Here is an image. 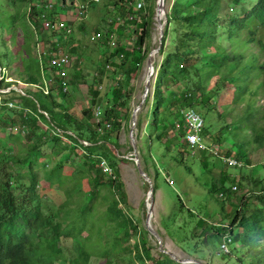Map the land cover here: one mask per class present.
I'll list each match as a JSON object with an SVG mask.
<instances>
[{"label":"trees","instance_id":"16d2710c","mask_svg":"<svg viewBox=\"0 0 264 264\" xmlns=\"http://www.w3.org/2000/svg\"><path fill=\"white\" fill-rule=\"evenodd\" d=\"M47 1L6 0L13 6V13L0 11L5 16L1 34L13 43V55L19 64L14 83L21 81L31 89L36 87L0 92V264H88L92 256L88 249L95 246L89 241L96 236L87 216L93 217L97 212L108 216L106 238L111 232L114 257L125 253L130 263L153 259L154 264H161L151 254L145 235L148 231H139L138 222L125 209L127 193L119 179L118 162L127 158L115 152L121 147L120 133L130 123L134 90L131 78L141 69L149 52L150 14L127 20L126 14L145 6L137 8L134 0L111 1L117 14L110 19L106 44L114 34L113 25L121 30V36H127L124 29L136 24L132 29L134 36L131 45L118 38L112 40L111 47L98 46L101 60L97 73L107 80V92H101L102 85L99 88L97 83L88 82L87 104L77 111L72 102L81 72L76 73V81H70L74 89L62 91L64 73L50 64V58L55 53L68 56L61 50L67 43L51 36L62 27L56 21L60 14L58 4ZM66 2L74 3L61 0L59 6ZM121 18L123 28L118 21ZM166 19L158 52L161 59L158 65L154 64L149 140L163 144L166 152H173L171 158L182 163L188 147L183 137V111L193 108L204 119L213 109L225 118L229 115L218 110V104L229 106L231 114V105L247 95V102L228 122L222 120L225 123L214 133L205 119L202 130L220 155L233 156L247 164L246 140L264 147V122L260 121L264 105L251 104L262 85L264 64L252 49L257 46L264 50V0H173ZM17 32L22 35L21 43ZM69 52L79 57L76 49L70 48ZM77 62L73 66L79 67ZM10 85L2 74L0 89ZM44 86L48 87L47 93ZM6 101L16 105L10 108L4 104ZM148 101L149 93L144 103ZM96 106L101 110L98 120L94 116ZM140 117L138 114L136 139L142 133ZM243 120L246 127H242ZM210 156L215 155L207 150L197 154L204 167ZM101 161L107 162L113 174L102 171ZM143 168L147 172L145 163ZM228 179V174H222L209 186L211 192L218 194L217 199L223 201L236 186H242L238 180L232 190V186L225 185ZM259 183V191L239 196L233 216L221 223L227 227L219 225L214 229L219 235L223 230L230 232L228 253L235 254L237 264H264V179ZM102 186L110 187L116 198L98 207L96 199L102 197ZM61 187L65 190L61 197L65 199L54 206L47 204V192ZM153 188H157L154 181ZM133 233L139 234L138 243L130 246L127 243ZM104 260L105 264L110 262Z\"/></svg>","mask_w":264,"mask_h":264},{"label":"rangeland","instance_id":"374dc122","mask_svg":"<svg viewBox=\"0 0 264 264\" xmlns=\"http://www.w3.org/2000/svg\"><path fill=\"white\" fill-rule=\"evenodd\" d=\"M79 1L86 4L85 16L83 17L78 16L79 2H74L72 5L66 2L65 5L61 7L59 6L61 0L47 1V3L58 4L57 9L60 14L57 15L56 21H63L64 23V25L61 26L62 29L58 30L51 36L54 40H62L67 43L65 45L66 47H62L61 50L62 53L68 54V58L70 57L68 60L69 63L63 68L66 80L65 84L67 85L68 90L71 91L74 89V87L70 84V81L74 78L76 81V78L79 76L76 73H78V70L81 72V81L75 88V99L73 98L72 102L74 104V109L77 111H80L81 108L85 107L87 104L86 101L89 97L88 82L92 81L97 83L96 86L102 85L101 92H107L105 89L107 80L103 76L100 77L97 73L99 69L97 66L100 64L101 60L98 46H100V48L102 45H108L111 47L113 44H111L110 41H115L118 38L126 44L131 45L132 37L134 36L132 34V29L136 26V24H131L132 27H126L124 29L127 32V36H121V30H116L114 25L113 27L111 26L114 28V34L112 38H110L109 43L106 44L107 37L105 33L110 27V19L114 18L117 14L111 5L112 0ZM146 1L143 5L145 6L144 9H134V13L130 14L134 16V19L141 15L144 17L145 13L147 15L150 14L151 28L150 36L147 39L150 50L157 45L158 28L156 27L154 21L156 0ZM172 1L173 0H165V13L169 10ZM0 8V11H4L7 14L13 13L14 10L13 6L7 4L6 0H0ZM130 14H126L125 19L129 20L127 16ZM239 14H242L241 9L239 10ZM4 17V15L0 14V66L2 67V74L7 77L6 81H10L11 85L10 87H2L1 89L6 90L8 88H15L17 91L21 89H31L21 81L14 83V80L17 78V74L19 72V64L17 61L18 59H16L13 55V51L15 50L13 43L8 37H3L1 34V30L4 28L5 23L3 21L5 19ZM118 21L120 23V27L123 28V19L121 18ZM98 32L100 35H98ZM16 36L18 42L21 43V33L17 32ZM70 48L76 49V52L79 55L78 58L76 54L74 56V54L69 52ZM252 52L256 53L258 55L259 62L264 64V50H260L257 46H254ZM160 59L161 56L158 54L153 55L151 58L155 65L159 64ZM76 60H78L77 64L79 67L73 66ZM114 64L111 65L113 66ZM145 74L146 65L144 61L141 69L133 78H131V84L134 87L131 101L132 108L140 99V94L144 86ZM262 75L263 76L260 78L262 85L259 86L260 94L257 96L258 99L255 98L251 101V104L255 107L264 105V69ZM93 76L97 77L96 80ZM155 77L156 68L152 79V86L149 90V101L144 103L137 113V115L139 114L142 119L143 114L148 112L149 116L146 117V129L144 128L143 120H141L142 133L139 139L135 138L136 145L138 144L137 152L140 158L141 166L143 168L145 163L148 176L151 178L152 182L154 181L157 187L155 191L153 188L154 204L151 218L152 226L160 235L162 248L172 251L178 257H182L181 254L186 253L188 255L187 257H193L209 264H237L235 254L226 253L220 249L222 234L219 235L216 231H214V229L219 228L218 226L223 221H227L233 216V212L235 210L234 208L237 207L239 196L241 194H245L247 197L259 191V182L264 179V169L262 168V164L264 163V147H259L250 139L246 140L245 144L249 151V155L247 156L248 162L247 164L243 163L241 169H235L240 167L227 166L221 158L215 156H210L208 158V165L204 167L201 164L199 157H197L199 152L191 154L189 151H186V153H183L182 163L174 161L171 158L173 156V152H166L163 144H160L157 141H150L148 138L150 128L149 110L151 109L152 90ZM101 79L102 82L99 81ZM253 83H258V81L254 80ZM35 88L36 87H33L31 90H34ZM248 99V96L245 95L238 102L232 104L231 114L229 106H219L218 104L217 109L227 113L229 116H226L225 118L219 117L218 112L212 109L208 112V114L204 115L205 123H207V125H209V122L211 123L210 129L214 133L225 122H228L230 120V116L239 111ZM16 101H18V99H16ZM98 118L99 117L96 119L98 120ZM222 120H225V122L222 123ZM260 121L264 122V116L260 118ZM129 124L127 130H123L120 133L118 142L121 147L119 148V151H115L117 154L118 152L121 153L120 157L123 156L127 158L126 161L120 160L118 162V174L119 179L123 182L127 193V206L125 209L129 214H131V217L138 222L139 231L141 229L145 232L146 228L144 226V221L147 206L150 202L148 197V183L141 177L135 167L134 155L132 154L133 148L129 138ZM246 126L247 123L243 120L242 127ZM241 135L243 137L245 136L244 133ZM227 142L230 143L231 140L228 139ZM130 146L131 148L129 149ZM138 147L139 149L141 148L140 152ZM102 171L107 175H110L111 173L113 174L112 170L111 173H109L104 171L102 168ZM222 174H228L229 176L225 185L236 186L238 185V180L242 183V186H236V190L231 193L230 196H226V198L224 197L223 201L221 199H217V193L214 194L209 190L211 183L215 181L217 182ZM233 178L235 182L233 181ZM168 180H171L172 183H169ZM41 185H45V182L41 181ZM62 188L63 187H61L60 190L54 188L47 192V204L54 206V204H60V199H65L61 197V195H64L63 191H65L62 190ZM111 191L112 189L110 187L102 186V197H98L96 199L98 207H101L103 202L111 203V201L116 198L114 191L113 194ZM92 206H95V201H93ZM120 206L123 205L120 204ZM250 207L251 204L248 203L247 208ZM108 214L110 215V213ZM87 218L89 219L88 224L93 227V233L96 236L94 240L89 241V244L94 243L95 246L88 249L92 255L88 264H105L106 260H104V258L110 261L108 264H134L138 261L136 259L133 263H130V261L127 262V258L125 259L127 254L125 253H121L120 255L114 257V253L111 248L113 244L112 233L108 232V239L106 238L105 229L107 230L106 223L108 221V216L105 212H97L93 217H90L89 214ZM145 235L148 245L151 248V254L154 258L158 259L161 264H196L194 262L181 263L174 260L168 254H163V252H161L158 248L157 240L148 233ZM138 238L139 234L133 233L127 244L132 246L133 242L137 241L138 243ZM168 245H170L169 248ZM228 247L230 249L229 244ZM113 257L114 260L112 259ZM142 261H146V264H154L153 259H143L139 261L138 264ZM59 263L64 264V262Z\"/></svg>","mask_w":264,"mask_h":264},{"label":"built area","instance_id":"2783aa9c","mask_svg":"<svg viewBox=\"0 0 264 264\" xmlns=\"http://www.w3.org/2000/svg\"><path fill=\"white\" fill-rule=\"evenodd\" d=\"M69 3L70 2H77L78 0H67ZM134 4L136 5L137 8H140L144 5L145 0H134ZM50 7V4L47 5ZM85 11H86V5L79 3V8L78 16H85ZM134 18L133 15H128V19ZM59 27L63 26L64 23L63 21L57 23ZM51 27H54V24L51 25ZM99 35V33H98ZM111 44H113V41H110ZM61 54V53H60ZM53 54V56L50 58V64H53V66L57 67V70L60 73H64L63 68L69 63L68 56L66 54ZM2 78V69L0 68V79ZM7 79V77H6ZM101 88V86H99ZM8 89H0V92H5L8 91ZM68 87L65 83L62 84V91H67ZM44 93L48 92V87L44 86L43 87ZM2 102L1 96H0V103ZM8 107L13 108L16 104L14 101H6L4 102ZM100 107L96 106L94 108V116L95 118L99 117L100 115ZM183 120H184V139L185 142L188 144L187 151H189L191 154H195L196 152H200L202 150H207L212 152L215 156L219 157L222 159V161L227 165V166H232V167H242L243 162L233 156H224L220 155L218 152V148H216L215 144L210 142L208 139L204 137L202 134L203 126H204V119L203 117L193 108H187L183 111ZM83 143H87L86 141H83ZM100 166L103 168L104 171H107L111 173L112 168L108 166L107 162L101 161ZM169 183H172L171 180H168ZM236 187L232 186V189L234 190ZM222 227H227L226 224H220ZM231 240V234L228 230H223L222 232V241L220 243V249L223 250L224 252L228 253L230 251L228 244Z\"/></svg>","mask_w":264,"mask_h":264},{"label":"water","instance_id":"95a60500","mask_svg":"<svg viewBox=\"0 0 264 264\" xmlns=\"http://www.w3.org/2000/svg\"><path fill=\"white\" fill-rule=\"evenodd\" d=\"M164 7H165V0H156L155 10H154V17H155L154 21H155L156 27L158 28L157 45L154 48L149 50L147 57H146V60H145L146 74H145L144 86H143L142 92L140 94V99H139L138 103L132 108L130 124H129V138L131 140V144H132V148H133L132 154L134 155L135 167H136L138 173L141 175V177L148 183V197L150 199V202L147 206V211H146V216H145V221H144V226H145L146 230L148 231V233L150 235H152L157 240L159 250L163 253L168 254L174 260H177L181 263L194 262L196 264H206L205 262L198 260V259H195V258H192V257H178L172 251H170L166 248H162L160 235L154 229V227L152 226V222H151L152 212H153V204H154L153 182L141 166L140 158H139L138 152H137V145L135 142V128H136L137 117H138L137 113L146 100V97H147L149 90L152 86V79H153V75L155 73L154 62H153V60H151V58L153 57V55L158 54L159 50L162 47V37L164 34L163 29H164V25H165L167 19H166V15H165L164 20H162L161 15H159V12L161 10H162V12H164ZM128 158H132V157H128Z\"/></svg>","mask_w":264,"mask_h":264},{"label":"crops","instance_id":"0c3cea01","mask_svg":"<svg viewBox=\"0 0 264 264\" xmlns=\"http://www.w3.org/2000/svg\"><path fill=\"white\" fill-rule=\"evenodd\" d=\"M22 92V91H21ZM149 116L148 115V112L143 114V117H142V120H143V123H144V128L146 129V117ZM144 129V131H145ZM222 231V230H221ZM170 247V245H168V248ZM171 249V248H170ZM182 257H187L188 255L185 253V254H181Z\"/></svg>","mask_w":264,"mask_h":264},{"label":"bare ground","instance_id":"6f19581e","mask_svg":"<svg viewBox=\"0 0 264 264\" xmlns=\"http://www.w3.org/2000/svg\"><path fill=\"white\" fill-rule=\"evenodd\" d=\"M159 15H161L162 20H164V16L166 15L165 12H162V10L159 12ZM158 30V29H157ZM158 33V32H157Z\"/></svg>","mask_w":264,"mask_h":264}]
</instances>
